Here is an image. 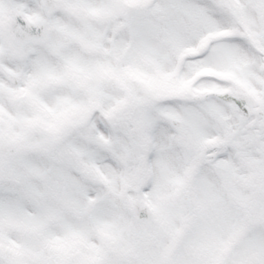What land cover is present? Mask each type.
I'll return each mask as SVG.
<instances>
[{
	"label": "snow or ice",
	"instance_id": "snow-or-ice-1",
	"mask_svg": "<svg viewBox=\"0 0 264 264\" xmlns=\"http://www.w3.org/2000/svg\"><path fill=\"white\" fill-rule=\"evenodd\" d=\"M0 264H264V0H0Z\"/></svg>",
	"mask_w": 264,
	"mask_h": 264
}]
</instances>
